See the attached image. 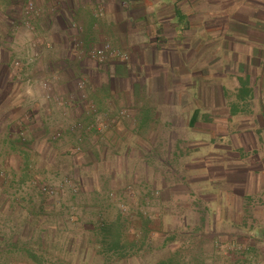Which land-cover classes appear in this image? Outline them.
<instances>
[{
	"label": "rangeland",
	"instance_id": "rangeland-1",
	"mask_svg": "<svg viewBox=\"0 0 264 264\" xmlns=\"http://www.w3.org/2000/svg\"><path fill=\"white\" fill-rule=\"evenodd\" d=\"M27 1H13L20 15ZM37 1L34 2L38 6ZM51 1H44L51 5L47 20L62 23L66 28L47 34L44 29L49 25L38 24L44 16L42 8L38 6L41 16L31 21L33 25H7L12 18L16 22L19 19L7 13L9 5L5 7V0H0V109L13 91L28 101L26 96L33 87L41 90L43 98L51 104L47 116L29 109L16 118L19 122L28 120V130L42 131L44 138L31 139L27 128L19 132L20 140L15 144L18 150L12 152L7 162L0 159V181L28 184L30 189L19 197L29 204L47 202L53 206L35 223L32 221L31 227L35 230L29 232L30 241L18 239L11 254L1 246L0 264H264V251L258 254L248 249L252 245L264 247V238L258 236L262 220L243 222L244 213L243 221L214 222V210L200 194L197 168L189 165L190 171H187L182 164L188 159L192 160L190 164H195L196 151L188 154V150H181L182 158L172 157L176 163L170 172L159 167L164 172L157 175L154 185L139 178L134 170L127 172L121 159L100 160L104 144L94 142L93 136L114 127L116 110L132 121V127L137 125V113H140L131 109L132 103L140 107L139 103H146L148 95H133L132 53L125 51L127 59H108L104 63L89 57L90 49H101L107 44L124 52L122 36L118 38L112 30H107L111 21L105 13L106 0H57L56 4ZM129 2L120 0L121 34L123 25H139V15L132 11ZM145 16L149 22L150 15ZM21 26L31 33L28 47L35 50L32 55L43 50L41 45L50 44L52 38L68 47L54 59L42 57L40 52L37 60L24 68L21 77H15L11 64L15 59L25 60V56L7 44L8 37L15 38ZM42 81L51 82L52 98L46 97L40 86ZM111 87L114 93L104 96ZM125 87L131 89L129 97L122 94ZM91 106L98 109L96 115L89 110ZM4 113L2 109V119ZM260 113L259 131L244 127L252 131L250 135L245 133L246 147L240 136L237 141L241 149L254 156L264 155V107ZM29 114L33 121L27 117ZM178 115L182 117L180 112ZM87 118L94 120L87 124ZM79 123L83 124L80 131L74 128ZM57 134L60 135L55 138ZM89 135L91 140L86 139ZM181 147L185 148L186 143L174 142L175 149ZM253 160L257 163V158ZM44 188L55 189L56 193L50 195ZM37 225L42 231L36 230ZM30 255H35L40 262Z\"/></svg>",
	"mask_w": 264,
	"mask_h": 264
},
{
	"label": "crops",
	"instance_id": "crops-1",
	"mask_svg": "<svg viewBox=\"0 0 264 264\" xmlns=\"http://www.w3.org/2000/svg\"><path fill=\"white\" fill-rule=\"evenodd\" d=\"M13 1L5 0V7L9 5L7 13L19 21L12 18L7 25H25L22 11L20 15ZM44 1H37L44 12L38 24L49 25L47 30L43 28L47 34L66 28L62 23L47 20L51 5ZM51 2L56 4L57 0ZM129 3L139 15V25H123L121 34L120 0H106L105 13L112 22H108L107 30L118 38L122 36L123 53H132L133 95L147 94L148 100L137 108L138 103H132L131 109L140 113L137 125L132 127V121L116 110L114 127H103L106 130L102 134L93 136L94 142L104 144L100 160L121 159L127 172L134 170L139 178L154 185L157 175L164 172L159 167L170 172L176 163L172 157L180 159L182 151L188 150V154L196 151L195 164H190L189 159L182 164L197 168L200 194L206 205L213 208L214 222L243 221L245 213L243 222L262 220L258 236L264 238V155L254 156L237 143L240 136L246 147L245 133L257 132L264 107V0H130ZM145 15H150L149 22L145 21ZM18 29L15 38L8 37L7 46L15 47L22 56H31L34 52L28 47L31 33L26 27ZM49 41L50 44H43L42 57L59 58L58 54L68 47L53 38ZM121 68L126 70L124 66ZM36 89L28 91V101L13 91L0 109L5 112V118L0 117L1 160L18 150L15 144L19 143V132L28 130L29 121L19 122L16 118L29 109L46 116L51 111V104ZM111 89L104 96H111L114 93ZM130 93V88H123L122 94L129 97ZM31 115L27 117L33 121ZM93 120L87 118V124ZM244 127L254 129L250 132ZM28 131L31 139L44 138L42 131ZM90 137L86 139L91 140ZM175 141L185 142L186 147L175 149ZM29 186L0 181V252L4 246L6 253H13L20 238L30 241L29 232L35 230L32 221L35 223L53 208L47 202L29 204L19 197ZM40 229L37 225L36 230ZM248 249L258 254L264 251V247L254 245Z\"/></svg>",
	"mask_w": 264,
	"mask_h": 264
},
{
	"label": "built area",
	"instance_id": "built-area-1",
	"mask_svg": "<svg viewBox=\"0 0 264 264\" xmlns=\"http://www.w3.org/2000/svg\"><path fill=\"white\" fill-rule=\"evenodd\" d=\"M35 0H28L24 6V8L22 9V15H23V22L27 25H31V21L33 22L34 19H37L38 17L40 18L41 13L40 10L38 9L37 4L34 2ZM55 8L57 9L58 6L55 5ZM36 41L41 42L40 39H37ZM34 42V41H33ZM34 46L36 47L37 44L34 43ZM48 46V45H46ZM45 46V47H46ZM43 49L44 45L41 46ZM40 49V50H41ZM35 51V50H34ZM42 52V50L40 51ZM40 52L34 53L31 56L25 57V60H19V59H15L12 64H11V73L13 76L15 77H21L22 71H24V68H26V66H29L30 64H32L35 60H37V57L40 55ZM89 57H91L92 59H95L98 63H104L106 62L108 59H127V55L125 53H121L120 51H117L115 49H112L108 44L105 45L103 48L101 49H97V48H93L90 49L89 52ZM25 61V62H23ZM26 65H24V64ZM40 86L45 90V95L47 98H52L53 97V89H52V84L51 82L48 81H42L40 83ZM57 101H60V99H57ZM90 111H92L93 113H98V109L95 106H91V108H89ZM119 114L121 115V111H119ZM123 114V113H122ZM75 129H79V131L83 128V124L79 123L77 125H75L74 127ZM90 129V128H89ZM60 134H57L55 136L58 137ZM44 190L46 192H48L50 195H54L56 193L55 189L52 188H44Z\"/></svg>",
	"mask_w": 264,
	"mask_h": 264
},
{
	"label": "trees",
	"instance_id": "trees-1",
	"mask_svg": "<svg viewBox=\"0 0 264 264\" xmlns=\"http://www.w3.org/2000/svg\"><path fill=\"white\" fill-rule=\"evenodd\" d=\"M33 259L37 260L38 262H40V259L37 258L35 255H30Z\"/></svg>",
	"mask_w": 264,
	"mask_h": 264
}]
</instances>
